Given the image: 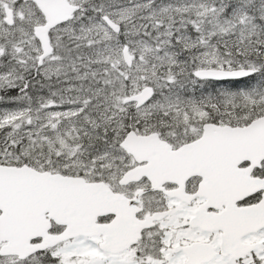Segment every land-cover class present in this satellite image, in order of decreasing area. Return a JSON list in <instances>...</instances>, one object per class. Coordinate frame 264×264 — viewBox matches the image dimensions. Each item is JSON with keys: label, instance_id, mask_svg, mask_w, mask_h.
<instances>
[{"label": "snow or ice", "instance_id": "snow-or-ice-1", "mask_svg": "<svg viewBox=\"0 0 264 264\" xmlns=\"http://www.w3.org/2000/svg\"><path fill=\"white\" fill-rule=\"evenodd\" d=\"M0 264H264V0H0Z\"/></svg>", "mask_w": 264, "mask_h": 264}]
</instances>
